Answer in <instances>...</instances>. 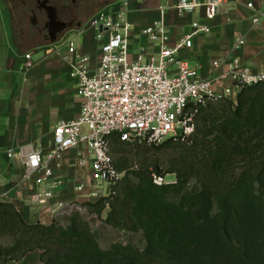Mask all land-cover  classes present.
Here are the masks:
<instances>
[{
    "label": "trees",
    "instance_id": "obj_1",
    "mask_svg": "<svg viewBox=\"0 0 264 264\" xmlns=\"http://www.w3.org/2000/svg\"><path fill=\"white\" fill-rule=\"evenodd\" d=\"M195 123L189 141L109 138L125 176L114 195L84 207L106 211L104 225L127 240L104 247L80 212L43 225L0 201V264L36 250L43 264H264V84L244 89L237 105L198 106ZM152 170L176 182L157 187Z\"/></svg>",
    "mask_w": 264,
    "mask_h": 264
},
{
    "label": "built area",
    "instance_id": "obj_2",
    "mask_svg": "<svg viewBox=\"0 0 264 264\" xmlns=\"http://www.w3.org/2000/svg\"><path fill=\"white\" fill-rule=\"evenodd\" d=\"M115 4L84 25L103 42L97 69L91 68L90 58L81 54L74 42L69 43L70 77L77 83L82 99L79 117L58 123L49 154L33 147L6 151V157L23 169L16 190L20 196L28 194L34 210L50 211V225L60 216L86 211V203L115 194V187L125 173L114 167L110 137L117 135L122 142L150 147L169 139L189 141L196 130L198 106L220 100L237 105L244 89L264 84V71H252L237 57L214 61L209 75L202 76L197 67H192L179 54L193 47L194 37L209 34L211 29L196 22L191 32L170 48L163 10L161 19L143 30L144 36L159 45V58L148 60L142 50L132 60L128 3L124 0L116 7ZM224 4L225 0H177L173 8L178 16L203 10L206 19L213 20ZM248 8H254L253 4H248ZM245 44L243 38H238L232 49L237 52ZM24 59L25 68H30L32 54H26ZM171 67L175 68L174 72ZM75 149H80V168H89L91 174L78 173L68 181L60 179L57 175L63 170V158ZM168 177L171 176L152 171L157 187L170 183ZM70 186L74 197L54 203L58 193Z\"/></svg>",
    "mask_w": 264,
    "mask_h": 264
},
{
    "label": "crops",
    "instance_id": "obj_3",
    "mask_svg": "<svg viewBox=\"0 0 264 264\" xmlns=\"http://www.w3.org/2000/svg\"><path fill=\"white\" fill-rule=\"evenodd\" d=\"M125 1L128 3L127 19L132 25V60L142 50L148 60L159 58V45L144 36L143 30L160 20L163 10L170 48L188 35L196 22L211 29L209 34L194 37L193 47L179 54L192 67H197L202 76L209 75L214 61L233 57L240 58L254 72L264 71V0H225L221 12L213 20L206 19L203 10L178 16L173 8L177 0ZM248 4H253L254 8H248ZM255 19L258 23H254ZM238 38H243L246 44L234 52L232 47ZM71 42L81 54L90 58L91 68L97 69L103 42L98 40L96 32L84 25L49 47L29 52L33 61L30 68L24 66L26 54L12 38L10 43L6 42L0 28V201L13 204L24 220L31 223L50 225V211L38 212L32 208L28 194L20 196L16 185L23 169L6 157V151L33 147L49 154L58 123L79 117L82 99L77 83L70 77L72 56L68 48ZM39 52L37 60L34 56ZM171 71L175 68L171 67ZM79 154L80 149H75L64 156L63 170L57 175L60 179L68 181L78 173L91 174L89 168H80ZM73 197L70 186L60 191L53 202ZM5 264H43L41 251L30 252L20 261Z\"/></svg>",
    "mask_w": 264,
    "mask_h": 264
},
{
    "label": "flooded vegetation",
    "instance_id": "obj_4",
    "mask_svg": "<svg viewBox=\"0 0 264 264\" xmlns=\"http://www.w3.org/2000/svg\"><path fill=\"white\" fill-rule=\"evenodd\" d=\"M112 0H16L18 27L28 44L49 47L84 25L88 15L108 8ZM12 28V27H11Z\"/></svg>",
    "mask_w": 264,
    "mask_h": 264
},
{
    "label": "rangeland",
    "instance_id": "obj_5",
    "mask_svg": "<svg viewBox=\"0 0 264 264\" xmlns=\"http://www.w3.org/2000/svg\"><path fill=\"white\" fill-rule=\"evenodd\" d=\"M15 1L16 0H0V28L3 33V36L6 39V42L10 43L11 38H12L15 45L22 51L23 54L34 52L38 49H43V47L28 44L25 41V38L21 36L23 34L22 29L17 26L18 25L17 15H19L20 13V8L19 6L16 5ZM120 1L121 0H112L111 3L115 2L116 4L114 6L116 7ZM103 9L104 8L97 9L96 11L88 15L84 21V25L87 24L92 17H94L97 13H99ZM40 55H41V52L35 53V56H34L35 59L38 60ZM167 180L170 183L176 182L174 176L168 177ZM85 209L86 211L83 210L82 212L81 211H76V212H80L81 214H83L86 217V219L91 222L92 228L95 231H97L100 235H102L101 244L104 247L108 246L112 241L113 242L119 241V240L125 241L128 239V236H125V235H132L130 233H123V232L115 231L111 228L106 227L104 225V222L106 219L105 213H103L101 217H98L96 214L88 213V208L85 207ZM69 215L60 216L58 218V221L63 225L67 224V220L65 216H69ZM2 242H4V240L0 238V243Z\"/></svg>",
    "mask_w": 264,
    "mask_h": 264
},
{
    "label": "water",
    "instance_id": "obj_6",
    "mask_svg": "<svg viewBox=\"0 0 264 264\" xmlns=\"http://www.w3.org/2000/svg\"><path fill=\"white\" fill-rule=\"evenodd\" d=\"M56 43V41H53L52 44Z\"/></svg>",
    "mask_w": 264,
    "mask_h": 264
}]
</instances>
